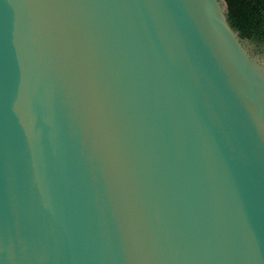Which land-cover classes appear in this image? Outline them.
<instances>
[{"label": "water", "instance_id": "obj_1", "mask_svg": "<svg viewBox=\"0 0 264 264\" xmlns=\"http://www.w3.org/2000/svg\"><path fill=\"white\" fill-rule=\"evenodd\" d=\"M223 0H0V264H264V55Z\"/></svg>", "mask_w": 264, "mask_h": 264}, {"label": "trees", "instance_id": "obj_2", "mask_svg": "<svg viewBox=\"0 0 264 264\" xmlns=\"http://www.w3.org/2000/svg\"><path fill=\"white\" fill-rule=\"evenodd\" d=\"M227 21L242 39L264 45V0H223Z\"/></svg>", "mask_w": 264, "mask_h": 264}, {"label": "flooded vegetation", "instance_id": "obj_3", "mask_svg": "<svg viewBox=\"0 0 264 264\" xmlns=\"http://www.w3.org/2000/svg\"><path fill=\"white\" fill-rule=\"evenodd\" d=\"M251 44V46H253L251 53L254 56H261L264 55V45H260V44H255L253 42H249Z\"/></svg>", "mask_w": 264, "mask_h": 264}, {"label": "rangeland", "instance_id": "obj_4", "mask_svg": "<svg viewBox=\"0 0 264 264\" xmlns=\"http://www.w3.org/2000/svg\"><path fill=\"white\" fill-rule=\"evenodd\" d=\"M247 41V40H246ZM246 46H248V48H249V50L251 51L252 50V48H253V46H251V44L247 41L246 42Z\"/></svg>", "mask_w": 264, "mask_h": 264}]
</instances>
